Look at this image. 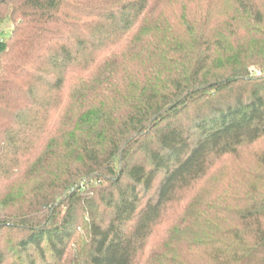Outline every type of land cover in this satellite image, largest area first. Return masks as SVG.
I'll use <instances>...</instances> for the list:
<instances>
[{"label":"trees","instance_id":"1","mask_svg":"<svg viewBox=\"0 0 264 264\" xmlns=\"http://www.w3.org/2000/svg\"><path fill=\"white\" fill-rule=\"evenodd\" d=\"M6 21L0 264H264V0H0Z\"/></svg>","mask_w":264,"mask_h":264},{"label":"rangeland","instance_id":"2","mask_svg":"<svg viewBox=\"0 0 264 264\" xmlns=\"http://www.w3.org/2000/svg\"><path fill=\"white\" fill-rule=\"evenodd\" d=\"M12 28H13V26H12V23L10 21H6L5 23H3V25H1V27H0V39H3V40L8 39V37H9L11 31H12ZM255 69L256 70H258V69L262 70L261 68H258V67H256ZM263 72H264V70H263ZM256 151H259V152L264 151V140L262 142L258 143L257 145H255V148L248 150L246 152V155L251 157V158H253L252 155ZM240 164H241L240 160H237V161L233 160L231 162V165H230V168H229V170L232 171V174L230 176L231 179L243 180V175L241 174L240 169L239 170H235L236 167H238ZM218 185H216L217 187L215 186V192L217 190H219L220 188H223V190H225V188H226V192L227 193L230 191L228 189V185H231V184L226 183L225 181L224 182L221 181L220 183H218ZM223 195H225V194H223Z\"/></svg>","mask_w":264,"mask_h":264},{"label":"built area","instance_id":"3","mask_svg":"<svg viewBox=\"0 0 264 264\" xmlns=\"http://www.w3.org/2000/svg\"><path fill=\"white\" fill-rule=\"evenodd\" d=\"M253 75H261V70H255L253 73H252Z\"/></svg>","mask_w":264,"mask_h":264}]
</instances>
